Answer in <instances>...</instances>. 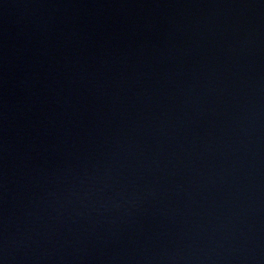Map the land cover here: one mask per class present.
Segmentation results:
<instances>
[{
    "label": "water",
    "instance_id": "water-1",
    "mask_svg": "<svg viewBox=\"0 0 264 264\" xmlns=\"http://www.w3.org/2000/svg\"><path fill=\"white\" fill-rule=\"evenodd\" d=\"M0 264H264V0H0Z\"/></svg>",
    "mask_w": 264,
    "mask_h": 264
}]
</instances>
